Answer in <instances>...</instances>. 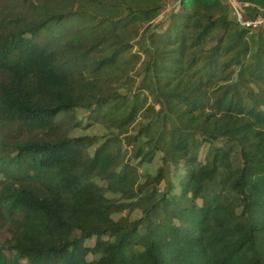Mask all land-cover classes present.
<instances>
[{
	"label": "trees",
	"instance_id": "trees-1",
	"mask_svg": "<svg viewBox=\"0 0 264 264\" xmlns=\"http://www.w3.org/2000/svg\"><path fill=\"white\" fill-rule=\"evenodd\" d=\"M102 1L0 0V264H264V25L244 24L264 0H235L241 22L174 0L140 37L161 3L88 18ZM127 130L135 155L99 177L89 149ZM133 164L149 177L115 187Z\"/></svg>",
	"mask_w": 264,
	"mask_h": 264
},
{
	"label": "rangeland",
	"instance_id": "rangeland-1",
	"mask_svg": "<svg viewBox=\"0 0 264 264\" xmlns=\"http://www.w3.org/2000/svg\"><path fill=\"white\" fill-rule=\"evenodd\" d=\"M137 1L138 3L142 2L143 4L145 3L154 4L157 2V3H161V6L163 7L159 11V13L153 17V19L150 22L144 23L142 25L139 37L142 36L146 32L145 26H150L152 30L160 31L163 28V24L159 25L160 21L164 19L167 16V13H169L172 10V8L176 5L175 4L176 2L174 0H137ZM227 1L229 5L233 7V14H232L233 18L232 19L238 20V17L241 14V11L239 10L240 5L236 3L235 0H227ZM131 2L132 0H123V1L122 0H103L101 6L96 5V4L88 6L85 13L88 18L97 17V16L102 17V15H108V13H110V10L113 8L112 7L113 4L124 6L127 3L130 4ZM142 7L144 6L142 5ZM123 11L125 12V9H123ZM261 18H264V17H261ZM137 40L138 39L132 40L131 43H136ZM131 52L132 53L138 52V47L134 46ZM125 61L126 59L124 58L121 63H124ZM139 68H140L139 61L132 62V63L127 64L126 71L128 72L129 75H133L134 72L139 70ZM131 90L133 91L134 89H131ZM118 92L120 94H126L129 91H127L126 88H119ZM61 119H63V117H61ZM73 119L75 120L73 121L74 123L80 122L82 123V125H87L86 123L90 122L89 115L81 110L73 114ZM79 133H84L88 135H97L99 138H101L103 137V135H105L106 131L101 126L93 125L91 130H88L85 132L81 131ZM139 145L140 144H138L131 138L130 130H127L123 133V135H121L118 138L111 136L105 142H102V141L98 142L96 147L90 148L89 149L90 153H93L98 146L99 147L103 146L97 156V161H96V172L100 175L99 177L118 178V174H116L114 170L118 169V167H120L121 165H124L127 161H129V159H131L135 155L136 149L139 147ZM83 146L86 147V144H84ZM0 156L4 160L7 159L8 154L6 153V150L0 148ZM133 165H136V164H133ZM157 168H158V164H157V161H155L154 164H151L148 166V171L150 173H154L156 172ZM143 169L144 168H141V164H137L136 166H126L124 169V175L127 176L126 181L120 184L119 186L115 185V187H118V188L121 187V188H126V189L130 188L131 187L130 184L133 181V177H132L133 173L137 174L138 179L148 178L149 174L144 173ZM2 178L3 176L0 174V179ZM162 185L163 183L160 186L161 188L163 187ZM148 192L151 193L152 190H149ZM130 211H131V207L129 205L128 206L126 205L122 215L124 216L130 215V217L132 218L137 217L139 215L138 213L132 214V212ZM8 228H9V225L0 226V245L4 244L6 241H8L11 238V235L8 232ZM4 253L9 258H13L14 256H16V254L10 253L9 250L4 251ZM19 263L24 264L25 262L23 260H20Z\"/></svg>",
	"mask_w": 264,
	"mask_h": 264
},
{
	"label": "built area",
	"instance_id": "built-area-1",
	"mask_svg": "<svg viewBox=\"0 0 264 264\" xmlns=\"http://www.w3.org/2000/svg\"><path fill=\"white\" fill-rule=\"evenodd\" d=\"M261 17H264V14H261L255 21L253 22H246L244 23L246 26H253V27H256V26H259L261 24L264 25V18H261ZM238 21L241 22V16L238 17Z\"/></svg>",
	"mask_w": 264,
	"mask_h": 264
},
{
	"label": "water",
	"instance_id": "water-1",
	"mask_svg": "<svg viewBox=\"0 0 264 264\" xmlns=\"http://www.w3.org/2000/svg\"><path fill=\"white\" fill-rule=\"evenodd\" d=\"M236 2V1H235ZM237 3V2H236Z\"/></svg>",
	"mask_w": 264,
	"mask_h": 264
}]
</instances>
